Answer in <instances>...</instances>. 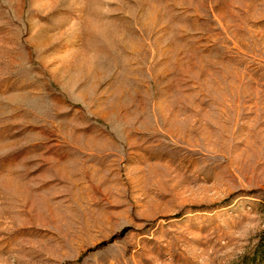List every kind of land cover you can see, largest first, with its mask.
Instances as JSON below:
<instances>
[{"label": "rangeland", "instance_id": "rangeland-1", "mask_svg": "<svg viewBox=\"0 0 264 264\" xmlns=\"http://www.w3.org/2000/svg\"><path fill=\"white\" fill-rule=\"evenodd\" d=\"M264 0H0V264H264Z\"/></svg>", "mask_w": 264, "mask_h": 264}, {"label": "clouds", "instance_id": "clouds-1", "mask_svg": "<svg viewBox=\"0 0 264 264\" xmlns=\"http://www.w3.org/2000/svg\"><path fill=\"white\" fill-rule=\"evenodd\" d=\"M242 217L243 219L238 222L236 227L228 229L230 239L241 245L250 240L258 230H264V220L258 219L256 213L245 210Z\"/></svg>", "mask_w": 264, "mask_h": 264}]
</instances>
